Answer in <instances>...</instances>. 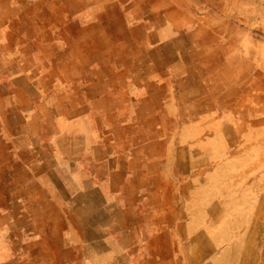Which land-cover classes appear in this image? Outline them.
Returning a JSON list of instances; mask_svg holds the SVG:
<instances>
[{
    "label": "crops",
    "instance_id": "crops-1",
    "mask_svg": "<svg viewBox=\"0 0 264 264\" xmlns=\"http://www.w3.org/2000/svg\"><path fill=\"white\" fill-rule=\"evenodd\" d=\"M133 3L126 30L121 1L0 0V264H220L188 154L206 144L157 122L190 129L173 113L172 24ZM249 184L264 213V175Z\"/></svg>",
    "mask_w": 264,
    "mask_h": 264
},
{
    "label": "rangeland",
    "instance_id": "rangeland-1",
    "mask_svg": "<svg viewBox=\"0 0 264 264\" xmlns=\"http://www.w3.org/2000/svg\"><path fill=\"white\" fill-rule=\"evenodd\" d=\"M113 1L124 2L127 9L111 22L130 30L133 0ZM136 5L143 15L157 11L160 20L172 24L175 41L169 48L179 65L173 78L183 84L175 92L184 89L172 103L173 113L183 116L180 121L190 129L176 132L178 118L157 122L172 132L170 141L177 145L188 142L197 149L206 144V151L188 153L191 174L205 178L194 183L205 206L202 227L214 219L220 223V264H254L252 245L261 239L264 224L261 194L253 199L249 184L264 175V0H136ZM158 138L165 141V135ZM173 236L177 239L176 231ZM157 237L162 245L173 238L165 231ZM204 238L212 240V230Z\"/></svg>",
    "mask_w": 264,
    "mask_h": 264
}]
</instances>
